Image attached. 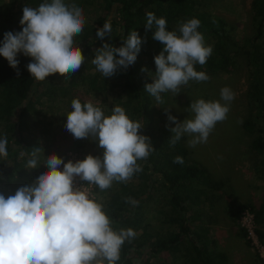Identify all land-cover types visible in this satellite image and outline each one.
I'll list each match as a JSON object with an SVG mask.
<instances>
[{"label": "clouds", "instance_id": "clouds-1", "mask_svg": "<svg viewBox=\"0 0 264 264\" xmlns=\"http://www.w3.org/2000/svg\"><path fill=\"white\" fill-rule=\"evenodd\" d=\"M19 32H6L0 42V56L17 70V54L30 57L27 71L37 82L52 74L67 77L84 63L81 49L74 46V37L85 25L83 9L66 0H45L38 7L24 6ZM200 20L191 18L168 30L167 20L153 12L146 13L145 30H152V38L163 47L154 56L155 79L145 84L144 90L158 103L162 93H178L189 81L203 82L210 77L197 71L212 55V46L198 31ZM112 33L111 18L96 29L101 41ZM142 38L133 30L122 46L109 43L95 50L91 63L104 77L113 76L118 69L133 65L141 50ZM234 92L227 86L220 90V100L198 99L188 108L193 118L182 122L168 115L175 124L170 128L174 146L183 136L191 137L189 147L206 143L217 122L227 119ZM223 101L224 103H221ZM65 128L75 139L92 137L103 149L102 157L87 155L83 160L64 162L51 154L45 157L46 171L31 184L19 187L13 195L0 193V264H116L125 241L136 237L132 228L113 230L103 205L90 194L74 186L78 178L101 191L114 181L129 180L141 171L138 160L147 159L154 149L150 139L139 134L141 121H133L123 107L114 106L110 115L91 102L71 101ZM7 137L0 138V157L8 156ZM42 149L30 153L26 167L36 168ZM174 163L183 164L176 156ZM62 167V170L60 166ZM126 202L134 204L131 198Z\"/></svg>", "mask_w": 264, "mask_h": 264}, {"label": "trees", "instance_id": "trees-1", "mask_svg": "<svg viewBox=\"0 0 264 264\" xmlns=\"http://www.w3.org/2000/svg\"><path fill=\"white\" fill-rule=\"evenodd\" d=\"M28 1L34 3L36 0ZM201 2L202 0H103V6L95 14L94 22L85 23L83 31L74 37V46L79 47L82 55L89 58L93 54L92 47L100 42L96 37V29L103 26L112 3H115L116 16L111 22L110 44L120 47L133 30L142 38L141 50L135 63L126 70L120 69L123 72L120 84L125 95H121L119 106L124 108L131 120L143 123L139 134L150 139L154 151L147 159L137 161L141 171L135 172L127 181H116L110 195L100 201L103 211L110 218L113 230L132 228L136 232L134 239L125 241L122 245L120 259L116 264H176L177 261H191L192 264H226L228 259L225 253L218 252L211 243L209 229L201 221L200 208L192 207L195 204L201 205L200 194L205 192L204 184L210 188L214 187L212 184L216 183L213 176L206 174L208 171L203 168L202 163L188 157L184 141L186 135L174 146L170 145V138L174 135L170 128L174 126H169V129L163 127L159 117L157 118L150 107L152 101L144 90L151 72L156 71L153 58L163 47L152 38V30H145L147 12L151 11L157 17H164L170 31L191 18L200 20L198 31L204 38H215L210 44L212 55L203 65L208 76L216 73L226 74L240 60L244 62L254 101L247 115L243 117L241 126L251 137L248 152L256 175L264 179V0L251 1V29L250 33L242 38L233 37L221 18L205 23L204 18L207 15L198 8ZM189 4L196 6L188 10ZM17 59L19 76L17 70L8 65L7 60L0 58V138L6 136L8 140V156L0 157L2 194L15 193L17 186L12 183L22 177L33 149L40 147L36 139L29 136L28 131L32 127L30 118L35 116L37 100L45 95L47 81L55 77L52 74L37 82L27 71L28 62L18 54ZM75 73L67 77L72 76L77 82L85 78V75ZM93 76L95 81L97 76ZM194 84L196 91L205 88L209 90L208 94L211 88H218L215 84H211L210 89L203 87L205 82L202 86L197 82ZM208 94L207 101L210 98ZM213 99L212 101H216L215 97ZM190 117L188 114L185 119ZM33 125H37V122L33 121ZM17 147L24 151L23 155L19 154ZM176 156L183 157V164L173 162ZM221 188L222 180L218 181L215 189ZM155 195H159L163 212L158 224L152 226L151 223L144 222V208ZM126 198H131L135 203H127ZM232 205L231 203L230 206ZM233 208L236 219L244 204ZM256 219L264 223V199L256 209ZM143 227L147 232L141 233ZM257 233L262 239L263 233L260 230H257ZM153 259L157 262L153 263Z\"/></svg>", "mask_w": 264, "mask_h": 264}, {"label": "rangeland", "instance_id": "rangeland-1", "mask_svg": "<svg viewBox=\"0 0 264 264\" xmlns=\"http://www.w3.org/2000/svg\"><path fill=\"white\" fill-rule=\"evenodd\" d=\"M251 1L202 0L198 8L207 15L204 18L205 23L221 18L233 37L242 38L249 34L251 29ZM43 2L45 0H36L34 3L28 0H0V42L3 41L4 33L21 30L22 26L19 22L23 15L24 6L35 8ZM66 3H74L80 6L83 9L85 23L90 24L94 22L95 14L103 6V0H66ZM195 6V4H189L187 8L192 10ZM115 16L116 9L112 19ZM202 25L204 24L202 23ZM110 37L111 34L105 36L103 41L100 40L96 46H93L92 53L94 55L92 54L89 58L84 57V63L76 71L75 74L85 75L86 79L83 78L77 82L72 76L66 79L65 76L53 74L55 76L53 80L47 81L48 84L44 88L45 95L36 102L35 116L30 118L32 127L28 131L29 136L34 137L42 149L39 156L40 164L33 169L24 167L22 177L12 183L17 186V189L31 184L42 171L47 170L43 162L45 157L51 154L61 157L64 162L83 160L87 155L102 157L103 149L92 137L75 139L66 130L65 124L67 114L72 111L71 101L74 98L79 99L82 104L91 102L94 106L100 107L105 115H110L111 109L114 106H119L121 95H125L120 84L122 70L118 69L111 77H104L91 63L95 56V50L100 48L102 43L110 44ZM204 39L206 46L215 41L212 36ZM18 55L28 63L30 62V57L19 53ZM195 69L204 72L203 66L199 64L195 65ZM93 75L97 76L95 81L92 78ZM209 77L210 79L207 81L197 82L199 86L205 82L206 85L203 87H209V89L212 87L211 84L218 87L216 90L211 88L209 94V90L205 88L196 91L194 87L196 81H189L187 85L180 86L178 93L171 91L162 93V103H158L148 93V99L152 101L150 107H152L157 118L159 117L163 127L169 129V126L175 127V124L168 120V115L174 116L179 122L185 120L188 114H190L191 119L194 115L188 109L191 102L198 99L207 101V94L210 98L214 96L216 100H220V90L225 86L234 92L235 98L230 103L227 119L217 122L206 143L189 147L187 142L191 137L186 135L187 137L184 139L188 149V157L202 163L203 168L208 171L206 174L213 176L214 183L218 185V181L222 180L224 188L215 189L216 184H212L214 187L211 188L204 184L203 190L205 192L200 194L201 205L195 204L192 207L200 208L201 221L209 229L211 243L218 252L228 256L226 264H264V223L258 222L256 219V209L264 199V179L256 175L248 152L251 137L241 126L243 117L247 115L248 109L253 106L254 101L248 71L244 62L240 60L230 72L211 74ZM148 78L147 84L152 83V80L155 79V71L151 72ZM213 98L211 101L214 100ZM220 102L224 103L223 101ZM33 121H36L37 125H33ZM224 125L226 127H223ZM18 151L20 155L24 154V151L19 148ZM62 167L61 165V170ZM115 182L104 191L95 185L80 181L78 178L74 182V186L84 188L100 202L110 195ZM195 191L196 189H194ZM3 194L7 197L14 193L5 192ZM159 200V195H155L144 208V222H149L152 226L158 224V219L163 212ZM231 203L232 206H230ZM241 204H244V208L241 209L238 218L234 219L235 208L233 207ZM257 230L263 233L262 239ZM144 232H147L145 227L141 229V233ZM152 262L156 263L157 260L153 259ZM176 264H192V262L177 261Z\"/></svg>", "mask_w": 264, "mask_h": 264}, {"label": "water", "instance_id": "water-1", "mask_svg": "<svg viewBox=\"0 0 264 264\" xmlns=\"http://www.w3.org/2000/svg\"><path fill=\"white\" fill-rule=\"evenodd\" d=\"M115 9H116V4L115 3H112L111 7H110V10H109V14L107 16V18H111L112 19V16H114V12H115ZM19 111V110H18ZM17 119V118H15Z\"/></svg>", "mask_w": 264, "mask_h": 264}, {"label": "built area", "instance_id": "built-area-1", "mask_svg": "<svg viewBox=\"0 0 264 264\" xmlns=\"http://www.w3.org/2000/svg\"><path fill=\"white\" fill-rule=\"evenodd\" d=\"M81 190H85L84 188H81Z\"/></svg>", "mask_w": 264, "mask_h": 264}, {"label": "flooded vegetation", "instance_id": "flooded-vegetation-1", "mask_svg": "<svg viewBox=\"0 0 264 264\" xmlns=\"http://www.w3.org/2000/svg\"><path fill=\"white\" fill-rule=\"evenodd\" d=\"M107 20H108V18H107ZM112 20V19H111Z\"/></svg>", "mask_w": 264, "mask_h": 264}]
</instances>
